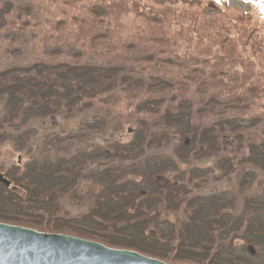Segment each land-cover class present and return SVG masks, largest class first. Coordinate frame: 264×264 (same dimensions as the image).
Masks as SVG:
<instances>
[{
  "label": "trees",
  "instance_id": "obj_1",
  "mask_svg": "<svg viewBox=\"0 0 264 264\" xmlns=\"http://www.w3.org/2000/svg\"><path fill=\"white\" fill-rule=\"evenodd\" d=\"M17 2L0 0V100L13 105L11 116L0 122L2 133L10 127L29 128L41 118H75L93 111L109 125L132 128L137 139L113 155L69 167L36 165L23 178L10 171L6 178L11 187L0 183V223L93 240L166 264H264V201L245 191L257 174L264 175V77L246 85V74L204 68L194 57L187 31L199 44L209 35L187 16L179 18H186L189 28L182 27L183 20L177 22L179 40L170 49L153 42L155 34L128 1L119 0L115 15L124 25L137 15L127 34L110 27L104 33L101 27L90 42L81 37L85 24L76 20L81 26L70 30L65 21L72 18L43 0H24L12 21L9 14ZM209 2L232 8L231 0ZM94 4L89 12L104 21L107 14ZM247 5L242 17L255 12L264 23V3L249 0ZM9 23L17 27L12 33ZM231 25L228 20L218 29L228 33ZM67 40H73L72 50ZM8 41L14 49L3 46ZM10 51L21 54L12 64L5 62L14 58ZM154 127L181 136L180 161L191 165L175 182L159 185L152 180L157 167L162 168L158 174L173 167L167 161L137 170L142 182L125 178L130 171L110 168L114 159L143 155L149 148L146 131ZM195 161H212L218 172L193 167ZM95 163L91 178L101 181L108 193L101 194L89 213L66 215L61 202ZM117 175L119 183L114 181ZM234 176L242 196L212 191L214 184ZM19 188L24 197L18 195ZM237 240L243 245L235 253Z\"/></svg>",
  "mask_w": 264,
  "mask_h": 264
},
{
  "label": "rangeland",
  "instance_id": "obj_2",
  "mask_svg": "<svg viewBox=\"0 0 264 264\" xmlns=\"http://www.w3.org/2000/svg\"><path fill=\"white\" fill-rule=\"evenodd\" d=\"M3 1L12 2V0ZM23 1L18 0L13 12L9 14L14 22L18 18V9ZM43 1L48 4V8L54 7V10H60L69 19L72 18L71 21H65V25L70 30L76 26H81L76 20L85 24L86 28L83 26L84 31L81 34L85 42H90L92 38L98 36L101 33V27L104 33L107 27H110L127 34L128 31L125 30L127 25L133 23L131 19L136 21L138 15L140 19L144 20L146 29L155 34L153 42L171 49L177 43L178 37L175 36L178 32L177 22L183 20L182 27L189 28L187 19H181L179 16H187L190 21L201 23L204 35H209L204 39V43L199 44L193 32L187 31L194 57L196 56L199 63L205 65L204 68H219L226 72L236 71L240 74H246L250 77L246 85H251L253 82L256 84L264 77V23L258 18L256 19L257 13L255 12L253 13L254 16L249 18H244L241 15L244 10L249 9V5H247L249 0H231L232 8L223 7V9L221 6L213 7L209 0H199L193 4L188 0H124V3L128 1L129 6L137 14L126 19V22H129L127 25H124V19L115 17L119 12V0ZM255 1L260 2V0ZM261 1L264 3V0ZM92 3L105 11L107 16H104V21L100 20L103 18H98L97 15L89 12ZM217 15L219 17H216ZM228 20L232 22L231 31L225 33L219 30L218 28L227 26ZM16 29L17 27L8 24L10 33ZM219 40H222V43L219 44ZM8 42H4L3 46L11 44L10 50L14 49V45ZM73 44V40H67V45L71 50L74 47L69 45L72 46ZM115 52L119 53L118 50ZM121 52L126 53L125 51ZM13 56L14 58L5 62L15 63L21 54L16 53ZM12 111L13 105L11 103H8L7 100H0V122L3 119H8ZM104 118L101 113L86 111L75 118L52 116L35 121L29 128L18 130L16 127H10L11 129L4 130L5 133L0 130V136L3 135V140H0V173L9 178L10 171L16 170L20 175L18 177L23 178L22 175L27 174V171L32 170L36 165L52 168L55 165L69 167L79 160L99 159V155L102 154L113 155L117 150L136 141L137 138L132 128L109 125L103 120ZM146 133L145 144L149 148L143 155L126 160L114 159L110 168L118 170L120 173L130 171L131 173L124 174L125 178L142 182L143 178L137 174L138 171L150 170L153 164L167 161L168 166L173 165V167L166 168L161 174L156 173L162 169L160 166L157 167L156 171H153V174L156 173V175L153 176L151 173L152 180L154 183L157 181L159 185L175 182L178 175L186 171L191 165L188 162L180 161L178 147L181 136L177 131L163 130L159 127L150 128ZM165 135L167 137L164 139ZM161 138L163 139L158 142V139ZM151 142H156V144ZM97 164L88 165L86 169L89 171H84V174L86 172V175H89L86 178L85 175L83 178L80 177L79 182L74 179L76 181L74 189L69 191L68 195L65 196L68 198L61 202L66 215L79 216L83 213H89L98 203L97 200L101 194L108 193L104 191L106 187L101 181L91 178V172L97 169ZM193 167H198L204 171H210L214 168L215 173L218 172V168L212 161H195ZM119 175L121 176V174ZM115 179L114 181L119 183L118 175ZM235 180L236 176L230 181L218 182L213 185L212 191L216 193L227 191L228 195L237 192L242 196L243 191L241 187L235 184ZM20 182L22 183L23 180ZM17 186L19 187L18 184ZM245 191L255 200L264 201V175L257 174ZM17 192L21 197L26 195L23 189L19 188ZM241 245H243V241L237 240L233 252H240L242 250L240 249Z\"/></svg>",
  "mask_w": 264,
  "mask_h": 264
},
{
  "label": "water",
  "instance_id": "obj_3",
  "mask_svg": "<svg viewBox=\"0 0 264 264\" xmlns=\"http://www.w3.org/2000/svg\"><path fill=\"white\" fill-rule=\"evenodd\" d=\"M0 183L11 182L0 173ZM0 264H166L95 241L0 223Z\"/></svg>",
  "mask_w": 264,
  "mask_h": 264
}]
</instances>
